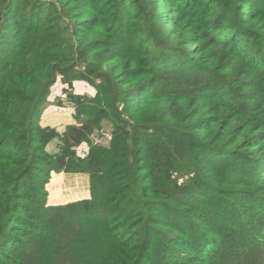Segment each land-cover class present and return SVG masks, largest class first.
<instances>
[{"label":"trees","instance_id":"1","mask_svg":"<svg viewBox=\"0 0 264 264\" xmlns=\"http://www.w3.org/2000/svg\"><path fill=\"white\" fill-rule=\"evenodd\" d=\"M0 264H264V0H0Z\"/></svg>","mask_w":264,"mask_h":264},{"label":"rangeland","instance_id":"2","mask_svg":"<svg viewBox=\"0 0 264 264\" xmlns=\"http://www.w3.org/2000/svg\"><path fill=\"white\" fill-rule=\"evenodd\" d=\"M101 86L100 83L93 86L86 81L76 80L72 84L70 93H67L66 89L69 87L60 78L52 87L51 94L45 106L43 125L54 126L61 133H64L69 126L77 125L78 120L75 118V105L72 102L71 96L94 99L99 103L100 99L104 97ZM83 118L86 119V116H83ZM112 131V125L105 121L102 132H96L93 135V141L102 146H108L111 142ZM54 145L51 147V151H55ZM88 150L89 146L83 145L79 152L83 156ZM89 189L90 179L88 174L52 173L47 185L48 205L56 207L82 201L83 199L85 200V197L91 198Z\"/></svg>","mask_w":264,"mask_h":264},{"label":"crops","instance_id":"3","mask_svg":"<svg viewBox=\"0 0 264 264\" xmlns=\"http://www.w3.org/2000/svg\"><path fill=\"white\" fill-rule=\"evenodd\" d=\"M60 82V81H59ZM49 104H50V101H49ZM43 122H44V115H43V117H42V120H41V123H42V125H43ZM44 127H53V128H56V127H54V126H47V124H45V125H43ZM60 132V131H59ZM61 133V132H60ZM90 196V195H89ZM90 197H85V200L86 199H89ZM84 200V199H83Z\"/></svg>","mask_w":264,"mask_h":264},{"label":"built area","instance_id":"4","mask_svg":"<svg viewBox=\"0 0 264 264\" xmlns=\"http://www.w3.org/2000/svg\"><path fill=\"white\" fill-rule=\"evenodd\" d=\"M47 1H49V2H50V1H52V0H47Z\"/></svg>","mask_w":264,"mask_h":264}]
</instances>
